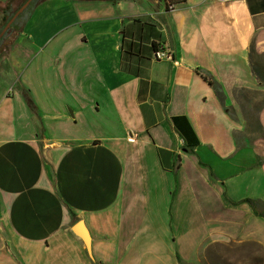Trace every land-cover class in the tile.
<instances>
[{
  "label": "crops",
  "instance_id": "0c3cea01",
  "mask_svg": "<svg viewBox=\"0 0 264 264\" xmlns=\"http://www.w3.org/2000/svg\"><path fill=\"white\" fill-rule=\"evenodd\" d=\"M258 206L264 0H37L9 30L0 264H202L264 242Z\"/></svg>",
  "mask_w": 264,
  "mask_h": 264
},
{
  "label": "rangeland",
  "instance_id": "374dc122",
  "mask_svg": "<svg viewBox=\"0 0 264 264\" xmlns=\"http://www.w3.org/2000/svg\"><path fill=\"white\" fill-rule=\"evenodd\" d=\"M161 1L163 5L166 2ZM8 8L10 11L14 10L12 7ZM2 24L3 22L0 27ZM258 207L264 214V207ZM202 264H264V242L237 239L229 244L220 243L209 249Z\"/></svg>",
  "mask_w": 264,
  "mask_h": 264
},
{
  "label": "trees",
  "instance_id": "16d2710c",
  "mask_svg": "<svg viewBox=\"0 0 264 264\" xmlns=\"http://www.w3.org/2000/svg\"><path fill=\"white\" fill-rule=\"evenodd\" d=\"M26 0H24L15 10H13V11H10V8H7V9H5V11H4V16H3V19H2V22H3V24H2V26L0 27V30L2 29V27L8 22V20L11 18V16L14 14V12L25 2ZM36 3H37V0H34L31 4H30V6L25 10V12L24 13H22L18 18H17V20L13 23V25H12V27H11V29L12 28H19V25H20V22L23 20V18H24V16H25V14H27L28 12H30V11H32L33 10V8H34V6L36 5ZM10 29V30H11ZM9 32V31H8ZM8 32L5 34V36L0 40V44L2 43V41L4 40V38L6 37V35L8 34ZM208 81H209V83L213 86V88L215 89V91L217 92V94H218V96L219 97H223V93H222V91H221V89H220V85L216 82V81H214L212 78H209L207 75H205L204 76ZM29 101V103L31 104V105H33V103H32V100L31 99H29L28 100ZM249 201V200H248ZM250 202V201H249Z\"/></svg>",
  "mask_w": 264,
  "mask_h": 264
},
{
  "label": "water",
  "instance_id": "95a60500",
  "mask_svg": "<svg viewBox=\"0 0 264 264\" xmlns=\"http://www.w3.org/2000/svg\"><path fill=\"white\" fill-rule=\"evenodd\" d=\"M33 0H26L11 16L8 22L0 30V40L5 36V34L11 29L13 23L31 4Z\"/></svg>",
  "mask_w": 264,
  "mask_h": 264
},
{
  "label": "built area",
  "instance_id": "2783aa9c",
  "mask_svg": "<svg viewBox=\"0 0 264 264\" xmlns=\"http://www.w3.org/2000/svg\"><path fill=\"white\" fill-rule=\"evenodd\" d=\"M170 9H173L174 6H170ZM155 59L157 60H170L175 61L174 54L172 50L170 49H164L163 47L161 49H157L154 54Z\"/></svg>",
  "mask_w": 264,
  "mask_h": 264
},
{
  "label": "flooded vegetation",
  "instance_id": "af4514ba",
  "mask_svg": "<svg viewBox=\"0 0 264 264\" xmlns=\"http://www.w3.org/2000/svg\"><path fill=\"white\" fill-rule=\"evenodd\" d=\"M29 6H30V5H29ZM24 12H25V11H24ZM24 12H23V13H24ZM20 15H21V14H20ZM16 20H17V19H16Z\"/></svg>",
  "mask_w": 264,
  "mask_h": 264
}]
</instances>
